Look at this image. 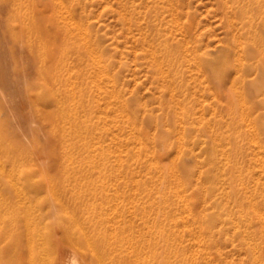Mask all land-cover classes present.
Here are the masks:
<instances>
[{
  "label": "rangeland",
  "instance_id": "rangeland-1",
  "mask_svg": "<svg viewBox=\"0 0 264 264\" xmlns=\"http://www.w3.org/2000/svg\"><path fill=\"white\" fill-rule=\"evenodd\" d=\"M236 5L0 0V188L21 209L12 228L0 221V264L98 258L51 193H40L50 204L40 196L30 209L19 202L16 190L45 188L65 176L66 164L90 178L96 193L82 204L85 212L97 207L108 226L123 217L144 226L139 209L149 207L166 223L170 243L157 245L169 258L260 264L250 241L264 244V70L253 33L264 38V14L251 6L250 26ZM178 188L193 212L214 219L201 240Z\"/></svg>",
  "mask_w": 264,
  "mask_h": 264
},
{
  "label": "bare ground",
  "instance_id": "bare-ground-1",
  "mask_svg": "<svg viewBox=\"0 0 264 264\" xmlns=\"http://www.w3.org/2000/svg\"><path fill=\"white\" fill-rule=\"evenodd\" d=\"M233 3L237 4L236 7L238 9L239 14L242 16V18H246V21H248L247 24L250 26H252L253 19H254V15L250 13L251 6L253 5L258 6L260 14H264V0H233ZM125 7H128L129 10H131V15H134V12H135L134 7L129 6L126 2H125ZM151 26H152L151 27L152 33L150 32L148 36L150 37V40L153 41V39L157 37V30H156V24L153 21L151 22ZM253 36L257 40L259 45L262 47V49H260L259 51L262 61L260 60L261 62L259 64L264 70V38L257 31H254ZM159 43L161 46L162 45L164 46L163 42H159ZM90 44L93 45L94 42ZM151 50L153 51V53H156L157 51L156 44L154 42H151ZM96 58L98 57L96 56ZM169 58H170V55H169ZM220 60L221 59H219V61ZM216 69L217 68H215V70ZM259 83L260 84L264 83V74L262 75V78L260 79ZM61 91H63V89ZM64 92L65 91H63V93ZM57 98H58V102L63 101L62 99L63 97L59 96ZM63 117L64 115H62L61 118L59 117V120H61ZM69 121L74 126L75 131L78 132V126L76 125V121H77L76 116L75 115L70 116ZM141 144L143 147L147 146V143L145 141H142ZM66 168H67V171L65 173V176H63L60 179L54 180V181L51 179H48L46 183L47 186H45V188L44 186H36V185L30 184L29 191H27L26 193L25 191L16 188L18 189L16 190L17 196L19 197V202L21 204H24V206H26V209H30L29 205L34 201L33 198L34 197L38 198V196L41 197L44 203L47 202L48 204H50V202L48 201L49 198L47 196L40 195L43 189H45L48 193H51L52 196H55L58 204L61 207L64 206L66 209L70 208L69 209L70 210L69 211L70 212L69 222L73 226H76V225L80 226V228L86 233L87 238H88L87 241H89V244L91 245L89 247H91L93 253L97 255L98 257L96 260H94V262L91 261L90 262L91 264H185L182 261L180 262L178 258L177 259L169 258L168 255H164L165 249L162 250L158 247L157 244L159 243H162V244L164 243L165 245L169 244L170 237L169 236L164 237V234L162 233L163 231L162 228L166 227V223H164V221L162 222L160 220L153 219L151 216L152 211L149 209V207L146 208V206L144 205L140 207L139 209V212L141 215L140 219H141V222L144 224V226H141L140 225L141 223H136L135 219H126V217L121 218L119 220L120 222L117 225L114 224L112 226H108L105 222L106 219H105L104 214L98 211L97 207L91 206L85 212V203L84 205L82 204L84 201L85 195H91V196L95 195L96 189H94L92 186L89 185L91 183L89 177L83 176L80 179L79 178L80 173L77 169L74 171L73 170L69 171L70 167L67 164H66ZM180 184L183 185L182 180L180 181ZM3 188H0L2 192L0 194V221L4 219H9L8 226L12 228L18 221L17 214L21 212V209H19V206L15 201L8 198L9 191L6 190L5 187ZM176 192L179 194V196L182 197V199L184 198V205H185L184 209L189 210L190 213H193L194 218L197 219L200 230H201V232L198 234V238H200L201 240L203 238V235H202L203 232L212 230L214 219L212 218V216L208 215L207 213L193 212L192 206H191L192 202L190 201L189 198H187L188 196L182 195L179 188L176 189ZM72 197H74V199H72ZM28 202H31V203L28 204ZM26 211H29V210H26ZM259 217L262 219L263 221L262 224L264 226V212L259 211ZM60 221L64 225V227L67 229L69 225L63 222L62 219H60ZM145 226H148L149 228L147 230L143 229L142 227H145ZM129 228L131 231L128 230ZM127 231L129 232L127 233ZM160 238H162V241L160 240ZM211 238H212V235L206 238V241L209 242ZM118 244L123 245V247L118 248L117 246ZM132 244H137V246L133 245L134 247H131L132 248V251H131L130 245ZM263 245L264 244L261 243V240L252 239L250 241V248L252 251L251 260L253 262H259L260 264H264V258H263L264 248L262 249ZM68 252H66L67 255H68ZM174 253L178 255V252H174ZM33 259L34 258L32 256L28 257L29 264H32L34 262L32 261ZM54 264H70V260L67 258H63V257L60 258V256H55Z\"/></svg>",
  "mask_w": 264,
  "mask_h": 264
}]
</instances>
